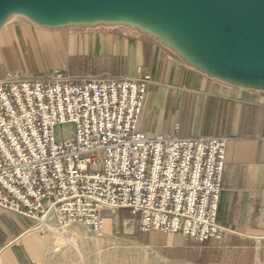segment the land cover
<instances>
[{
	"label": "built area",
	"instance_id": "2783aa9c",
	"mask_svg": "<svg viewBox=\"0 0 264 264\" xmlns=\"http://www.w3.org/2000/svg\"><path fill=\"white\" fill-rule=\"evenodd\" d=\"M149 76L77 80L55 70L0 80V209L58 230L100 235L126 212L141 234L221 240L226 137L145 136L137 128ZM74 124L56 142L54 128ZM50 232L42 227L38 234Z\"/></svg>",
	"mask_w": 264,
	"mask_h": 264
},
{
	"label": "crops",
	"instance_id": "0c3cea01",
	"mask_svg": "<svg viewBox=\"0 0 264 264\" xmlns=\"http://www.w3.org/2000/svg\"><path fill=\"white\" fill-rule=\"evenodd\" d=\"M55 70L77 80L134 78L140 70L150 78L137 124L145 136L170 137L178 124L181 138L226 137L217 209L221 240L143 235L189 264H264V90L210 78L125 26L52 30L15 16L1 28L0 80L10 72L36 77ZM34 225L0 209V264H43L49 246Z\"/></svg>",
	"mask_w": 264,
	"mask_h": 264
},
{
	"label": "water",
	"instance_id": "95a60500",
	"mask_svg": "<svg viewBox=\"0 0 264 264\" xmlns=\"http://www.w3.org/2000/svg\"><path fill=\"white\" fill-rule=\"evenodd\" d=\"M15 16L52 30L125 26L210 78L264 90V0H0V30Z\"/></svg>",
	"mask_w": 264,
	"mask_h": 264
},
{
	"label": "rangeland",
	"instance_id": "374dc122",
	"mask_svg": "<svg viewBox=\"0 0 264 264\" xmlns=\"http://www.w3.org/2000/svg\"><path fill=\"white\" fill-rule=\"evenodd\" d=\"M74 130V124L56 126L54 128L55 141L60 142L68 139ZM103 228H106V231L105 233L101 232L100 235L91 234L80 226L64 230L54 228L53 230L49 229L50 232L42 233L45 244L49 246V253L43 264H82V262L83 264H147L148 261V264L190 263L180 258H171L173 256L160 252L153 246L154 244H148V236L138 231L136 222L126 212L118 213L117 217L112 220L107 217ZM74 231L83 237L84 242L79 240L81 238L76 236ZM154 236L161 238L164 235L154 234ZM158 240L160 239L155 237L153 243L159 245ZM54 244L59 245L58 249H52L51 246Z\"/></svg>",
	"mask_w": 264,
	"mask_h": 264
},
{
	"label": "bare ground",
	"instance_id": "6f19581e",
	"mask_svg": "<svg viewBox=\"0 0 264 264\" xmlns=\"http://www.w3.org/2000/svg\"><path fill=\"white\" fill-rule=\"evenodd\" d=\"M134 26V25H133ZM135 26H137V25H135ZM138 28H140L141 29V31H148L145 27H142V26H140V27H138ZM106 220H107V218L105 219V221H104V223H103V226H104V224H105V222H106ZM107 222H109V221H107ZM103 226H102V229L103 230H101V232L102 233H105V231H106V228H103ZM42 227H47V228H49V229H54V227H52L48 222H46V221H44V220H41V219H39L38 220V222H37V226L34 228V232H37L38 233V231L42 228ZM51 230V231H52ZM74 234L76 235V236H78L79 238H81V239H79V240H82L83 239V237H80L79 236V233L77 232V231H74ZM78 237H76V238H78ZM84 240V239H83ZM82 240V242H84ZM43 242H45V241H43ZM33 245V244H32ZM82 245V244H81ZM84 245V244H83ZM52 247V249L53 250H56V249H58V247H59V245H55L54 244V246H51ZM77 247V246H76ZM83 247V246H82ZM78 249V248H77ZM53 252V251H52ZM58 252V251H57ZM55 256V255H54ZM78 257H80V256H78ZM82 257H83V255H82ZM84 258V257H83ZM82 258V259H83ZM139 258V257H138ZM82 259H81V261H82ZM132 259V258H131ZM75 260V259H74ZM78 261V260H77ZM80 261V260H79ZM142 261H143V259H142ZM84 262H85V260H84ZM149 262V261H148ZM148 262H147V264H148ZM82 264H83V262H82Z\"/></svg>",
	"mask_w": 264,
	"mask_h": 264
}]
</instances>
